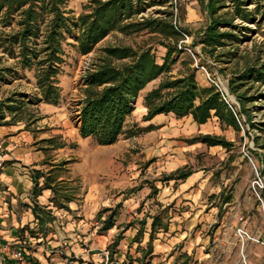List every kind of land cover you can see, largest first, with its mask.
Returning <instances> with one entry per match:
<instances>
[{
	"label": "rangeland",
	"instance_id": "374dc122",
	"mask_svg": "<svg viewBox=\"0 0 264 264\" xmlns=\"http://www.w3.org/2000/svg\"><path fill=\"white\" fill-rule=\"evenodd\" d=\"M89 1L69 0V14L77 17ZM182 2L186 15L181 25L195 33L205 24V17L197 0ZM148 38L147 35L132 37L114 32L93 52L82 55L72 45L75 38L69 36L65 44L66 64L60 76V104L52 107L40 103L32 107L40 119L27 128L35 137H41L37 143L45 146L47 160L60 165L57 172L65 179L57 181L56 187L61 196L72 197L79 204L78 213L88 216L94 227H101L97 215L101 211L107 216L109 212L104 209L109 206L117 212L118 232L130 225L118 247L112 242L107 243L106 247L92 251V254L96 253L95 259L91 257V261L84 262L139 264L135 258H141L142 253L136 251V242L128 246L127 237L135 234L139 220L146 219L147 231L142 241L146 246L152 216L161 213L163 220L169 223V230L158 232L154 251L143 259V264H264V200L257 183L263 178L261 170L264 168V86L247 94L253 99L246 103L248 112L240 116V131L220 127L212 118L207 133L230 140L233 145L229 150L191 143L192 138L206 134L193 129L191 117L161 115L154 120L155 129L150 130V123L143 118L146 111L141 101L136 102L125 133L113 145H99L94 138H82L73 133L79 120L82 77L92 61L105 46L133 44ZM193 38L194 34L185 40V53L171 74L177 75L184 69V59L192 58L194 65L202 62L200 47H192ZM263 41L264 36L258 32L252 36V41L240 48L252 51L255 43L259 46ZM165 51L164 47L158 46L159 61ZM1 65L14 66V59L5 58ZM234 66V62L217 63L207 59L206 64L200 65L197 79L203 85L213 84L215 74L229 80ZM219 68H224V72ZM27 75L32 78V73ZM161 79L150 83L148 88L158 85ZM14 91H20L30 99L40 96L38 88L27 78L6 74V82L0 87V99ZM232 98L239 105L234 95ZM17 126L25 128V123ZM51 137L65 145L53 148L42 141ZM47 164L46 167L52 165L49 161ZM180 169L192 170L196 178L184 193L180 189V180L167 179ZM153 186L158 189L157 193ZM222 192L232 194L229 203L221 204ZM213 194L217 196L212 197ZM52 250L55 251L52 254L57 253V248ZM127 250L134 258L126 254ZM78 256L81 259L82 255ZM59 257L67 256L61 254ZM72 258L78 259L74 255L69 260Z\"/></svg>",
	"mask_w": 264,
	"mask_h": 264
},
{
	"label": "trees",
	"instance_id": "16d2710c",
	"mask_svg": "<svg viewBox=\"0 0 264 264\" xmlns=\"http://www.w3.org/2000/svg\"><path fill=\"white\" fill-rule=\"evenodd\" d=\"M197 1L205 24L192 33L181 25L186 15L182 0H90L77 17L67 10L69 0H0V87L6 82V74L20 75L33 82L40 92L39 97L32 99L20 91L1 98L0 126L25 123L28 129L40 119L32 107L42 102H60V76L66 64L65 44L69 36L75 38L72 45L77 51L86 55L106 37L119 32L124 36L149 38L133 44L105 46L92 61L80 86L82 137L94 138L99 145L116 143L125 133L128 118L142 91L159 78L162 79L158 85L143 97L145 121L159 114H173L177 118L190 115L195 122L203 124L216 117L223 128L240 131V116L248 112L246 103L253 99L247 94L264 86V41L259 46L255 43L252 51L240 48L252 41L255 33L261 32L264 36V0ZM192 34V47H200L203 60L194 65L192 58L184 59V69L173 75L175 64L185 53V40ZM158 46L166 49L161 61L157 57ZM5 58L14 59V66L1 65ZM207 59L217 63L234 62L228 87L239 101V107L231 106L215 85L198 81L197 72ZM224 70L219 68L222 73ZM28 73H32L33 79ZM55 138L42 141L53 148L65 145L57 143ZM191 142L221 145L227 150L233 145L224 136L212 134H200ZM192 173V170L180 169L167 179L184 180ZM261 173L264 177V168ZM41 176L45 179L43 188L54 190L51 183L55 179L41 172H37L35 189ZM153 191L157 193L158 189L153 186ZM220 197L223 204L229 203L233 196L222 192ZM260 197L264 200V186ZM114 217L112 211L104 220L103 230L114 225ZM40 221L46 223V219ZM146 222V219L139 220L141 226L135 241H141ZM168 229L169 223L161 213L152 216L150 238L146 248H140L139 264L153 253L157 233Z\"/></svg>",
	"mask_w": 264,
	"mask_h": 264
},
{
	"label": "crops",
	"instance_id": "0c3cea01",
	"mask_svg": "<svg viewBox=\"0 0 264 264\" xmlns=\"http://www.w3.org/2000/svg\"><path fill=\"white\" fill-rule=\"evenodd\" d=\"M148 87L149 85L142 92H147L152 88ZM144 94L142 95L141 93L137 102L141 101L142 107L146 111V107L143 104ZM42 103L52 107L60 104ZM161 115L166 114H159L147 121L150 123L149 126H153L150 130L155 129L154 126L157 124L154 123V120ZM185 117H191L194 130L208 134L212 119L206 123L198 124L193 120L192 116ZM214 118L216 119L215 122L217 121L216 123L222 127L219 120L216 117ZM73 133L82 137L80 133V120L74 126ZM39 139L41 137H35L29 129L20 128L17 125L0 126V152L4 154L5 160L0 169V240L3 243L9 244H14L17 241L27 242L32 250L35 264H88V262L84 261H91V257L95 259L94 255L96 253L92 254L94 249L103 247L111 242L118 247L119 242L124 239L125 231L130 225L122 227L123 229L118 232V215L116 210L112 208L113 206L104 209L109 214L112 211L115 212L114 225L107 230H103L102 226L109 214L103 216V212L101 213L100 211L97 216L102 225L101 227H94V223L88 216L78 213L79 204L72 197L61 196L59 189L56 187V182L63 181L65 178L57 172L60 165L55 164V161L47 160L44 150L45 146L37 143ZM202 144L208 146L205 143ZM219 146L221 145L209 147ZM47 161L52 163V165L46 167L48 165ZM37 172H41L45 176L51 175L55 179L51 183L54 190L43 188L44 176L38 179L39 183L35 189ZM192 174L184 180H170H180V189L184 193L192 187V183L196 179ZM213 208L215 209L216 207ZM43 218L46 219L45 224H42L40 221H43ZM97 223L99 224V222ZM140 226L139 223L135 234L127 237V239L129 240L128 246H132V243L136 242V251L142 253V249L146 248L149 241L150 231L146 246H143L144 233L141 236V241H135L134 239ZM146 231L145 227L144 232ZM80 242L84 244L80 245ZM53 248H57V253L52 254L55 252L52 250ZM61 254L67 257L60 258ZM73 254L78 258L77 260L73 258L69 260V257H74ZM79 254L82 255L81 259L78 256ZM126 254L131 255L129 250H127ZM52 256L55 260H52ZM135 259L139 261V258Z\"/></svg>",
	"mask_w": 264,
	"mask_h": 264
},
{
	"label": "built area",
	"instance_id": "2783aa9c",
	"mask_svg": "<svg viewBox=\"0 0 264 264\" xmlns=\"http://www.w3.org/2000/svg\"><path fill=\"white\" fill-rule=\"evenodd\" d=\"M213 85L221 92L223 98L234 108L239 107L238 102L234 100L229 91L228 79L221 74H215L212 79ZM4 154L0 153V169L4 164ZM262 188L264 186V177L257 182ZM0 264H35L32 256V250L25 241H17L14 244L3 243L0 240Z\"/></svg>",
	"mask_w": 264,
	"mask_h": 264
}]
</instances>
